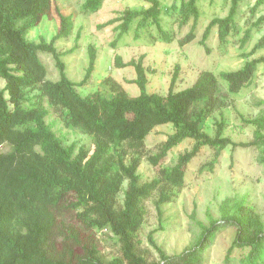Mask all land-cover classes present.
<instances>
[{"label": "trees", "instance_id": "1", "mask_svg": "<svg viewBox=\"0 0 264 264\" xmlns=\"http://www.w3.org/2000/svg\"><path fill=\"white\" fill-rule=\"evenodd\" d=\"M145 1L146 8L125 9L99 28L116 25L114 30L121 37L137 20L136 29L154 25L161 39L170 42L159 21L162 13L159 0ZM241 1L230 0L228 14L212 18L206 25L199 41L206 52V41L213 28L222 43L236 31ZM102 3L103 0H85L80 13H95ZM263 3L264 0H257L253 9ZM196 4L197 0H180L179 26L192 20L189 31L178 40L180 47L195 39L200 17ZM51 8L52 0H0V80L4 82L0 88V146H9L7 152L0 153V264H204L203 253L221 225H230L235 230L226 262L237 249L241 251L239 264H264V221L243 199L225 200L220 219L211 220L209 226L199 224V239L180 254L166 255L151 234L149 243L157 251L158 260L148 262L138 252L137 232L146 215L144 201L158 191L155 208L161 216L162 204L170 200L172 189L183 188L184 168L202 147L212 148L213 156L201 170L212 171L222 151L236 146L223 136L224 122L217 124L214 137L202 130L207 118L228 106L227 96L211 71L200 72L190 87L175 92L178 66L165 96L148 93L143 56L124 63L119 55L114 57V66L134 68L135 78L129 83L138 87L139 94L128 97L112 84L114 94L110 97L99 92L81 96L76 87L83 86L91 77L96 61L94 47L88 46V65L82 80L76 83L67 78L61 53L54 46L57 40L71 35L73 16L55 8L58 30L50 42L41 38L36 43L26 38L28 31L50 14ZM263 22L261 16L252 27L258 28ZM249 38L250 29H246L240 48ZM78 40L79 34L75 42ZM76 47L77 44L68 52ZM262 49L264 35L243 57ZM39 52L52 55L59 71L58 81L46 79ZM262 63L264 56L247 60L236 71L221 72L219 78L226 83L229 94H237L250 83ZM29 95L33 102L26 108ZM45 101L61 112L66 127L91 138V151L83 146L77 148L75 143L64 145L46 122L49 112ZM192 110L196 113L193 120ZM243 122L254 127L253 141L240 145L257 147L259 161L264 164V112ZM161 125H171L174 131L156 152L148 153L145 139ZM186 139L192 140L193 145L178 156L173 166L160 167L158 176L149 182L140 181L137 170L143 157L151 166H160L168 153ZM64 209L73 212L75 220L87 231L109 230L118 239L121 258L103 260L92 238L83 245L82 254H74L68 244L78 245L80 240L73 226L59 221Z\"/></svg>", "mask_w": 264, "mask_h": 264}, {"label": "rangeland", "instance_id": "2", "mask_svg": "<svg viewBox=\"0 0 264 264\" xmlns=\"http://www.w3.org/2000/svg\"><path fill=\"white\" fill-rule=\"evenodd\" d=\"M85 0H52L51 12L30 29L26 35L28 41L39 42L43 38L50 42L58 30V19L55 8L64 15L73 16V28L68 38L54 43L61 53L60 60L65 66L67 78L80 82L88 65V46L96 51V61L90 79L76 91L85 96L99 92L104 97L114 94L111 85L116 84L128 97H135L139 89L129 80L135 78L134 68H116L114 57L119 55L122 62L137 61L143 56V66L146 69V90L165 96L168 92L175 66L179 67L178 79L173 90L175 92L190 87L202 71H211L218 79L221 92L227 96L228 106L215 111L203 124L202 130L214 137L217 124L224 122L223 136L231 139L235 147L225 148L212 171L201 170L202 165L209 162L213 149L202 147L184 168V186L182 189H172L170 200L161 206V216L155 208L159 192L155 191L144 201L146 215L143 224L137 232L138 252L145 256L148 262L158 260L157 251L150 245L148 236L151 234L154 242L168 256L178 255L193 246L200 237L201 228L209 226L211 220H219L220 208L227 199L244 200L246 206L257 213L264 221V164L259 161L260 151L255 146H241L253 141L254 127L243 120L254 119L264 112V63L257 70L248 85L237 94H229L226 83L219 78L221 72L236 71L245 61L264 56V49L256 51L252 56L243 55L251 51L254 44L264 35V22L258 28L252 24L264 16V3L256 7L257 0H243L239 3L236 15V31H232L224 43L218 40L216 28L206 41L208 52L200 45L202 33L212 18H223L228 14L230 0H197L196 6L200 17L195 29V39L180 47L178 40L190 29L192 20L183 27L179 26L180 0H159L162 13L159 21L161 28L171 38L164 42L154 25L136 29L137 20L129 31L121 37L113 26L99 28L106 21L115 18L125 9H143L148 6L145 0H103L100 9L91 14L80 13V7ZM250 29V38L243 48L240 40L244 31ZM79 40L75 42L76 35ZM77 47L68 52L73 46ZM66 52V53H65ZM38 58L46 69V79L51 82L59 80V71L49 53H38ZM4 82L0 80V88ZM35 94V92H34ZM24 104L28 108L33 102L30 99ZM46 122L52 126L56 135L64 145L72 143L76 147L83 146L92 150L91 138L78 130L65 126L61 112L50 106ZM192 110L190 119H195ZM171 125L155 127L145 139V150L148 153L157 151L168 135L173 133ZM193 141L186 139L173 148L160 166H151L143 157L138 167L141 182H149L158 176L160 167L173 166L180 154L190 150ZM9 146H0V153L7 152ZM126 182L123 184L125 188ZM122 195H119L121 202ZM59 221L71 225L78 232L80 244H68L74 254L83 253V245L92 238L105 261L121 258L118 239L109 230L87 231L75 220L73 212L62 210ZM235 230L230 225H221L214 240L203 253L204 264H239L241 251L235 249L229 260L225 261L228 247L234 238ZM58 249L62 247L59 239ZM68 243V242H67Z\"/></svg>", "mask_w": 264, "mask_h": 264}]
</instances>
